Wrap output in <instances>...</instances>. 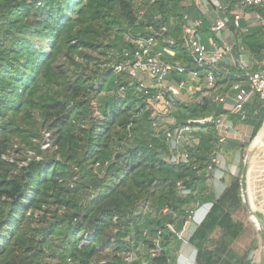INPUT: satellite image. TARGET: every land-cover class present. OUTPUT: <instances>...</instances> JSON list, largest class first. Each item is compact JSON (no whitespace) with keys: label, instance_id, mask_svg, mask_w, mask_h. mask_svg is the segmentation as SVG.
I'll use <instances>...</instances> for the list:
<instances>
[{"label":"trees","instance_id":"1","mask_svg":"<svg viewBox=\"0 0 264 264\" xmlns=\"http://www.w3.org/2000/svg\"><path fill=\"white\" fill-rule=\"evenodd\" d=\"M223 1L232 19L235 0ZM248 11L264 20V6ZM184 14L202 19L200 38L207 44L210 23L194 0H0V264H39L47 256L56 258L55 264H68V258L125 264L120 255L131 250L148 264H175L180 241L167 225L181 229L188 209L206 203L211 206L188 239L195 264H260L250 257L258 251L255 241L240 257L230 248L245 229L234 218L237 210L247 211L240 175L219 195L207 184L208 165L220 148L217 129L195 125L189 161L169 163L162 128L153 130L145 109L146 96L134 79L112 69L124 59L123 49L133 48L127 34L147 35L146 26L154 28L161 47L174 39L173 59L188 62L181 41ZM230 29L249 56L264 54V25L241 21ZM236 72L230 66L217 84L227 90L239 81ZM202 92L178 102L167 126L228 112ZM246 110L251 135L241 151L264 125V105L257 97ZM231 119L241 124L238 114ZM42 129L49 133L47 141ZM229 140L232 147L238 142ZM259 181L264 184V178ZM178 183L190 192L180 193ZM260 193L264 197L263 189ZM142 205L153 217L143 214ZM159 231L160 254L149 257Z\"/></svg>","mask_w":264,"mask_h":264},{"label":"built area","instance_id":"2","mask_svg":"<svg viewBox=\"0 0 264 264\" xmlns=\"http://www.w3.org/2000/svg\"><path fill=\"white\" fill-rule=\"evenodd\" d=\"M207 2L213 6V22L210 28L212 35L208 37L207 44L203 43L200 38L202 19L193 18L189 14L183 15L184 25L182 26L181 41L183 49L188 55V62L173 59L175 50L171 46L176 42L174 39H167L165 43L168 45L161 47L154 28L146 26L147 35L127 34L126 41L132 44L133 48H124L122 52L124 59L112 64L115 74L127 75L134 79L137 87L146 96L145 109L152 118V128L155 131L162 128V135L169 150L166 159L172 164L189 161L190 154L187 146L191 145L190 140L194 138V132L197 130L195 125H213L218 132L217 145L221 146L239 134L238 126L231 119L232 114H238L239 121L244 123L248 113L246 106L254 98L257 97L264 105V54L259 58H253L245 52L240 43H229L222 36L224 31L231 30V23L235 28H239L243 15L248 9L263 6L264 0H235V10L231 12L232 19L226 14L228 2L223 0H207ZM143 13V10L139 11L138 19ZM252 13L254 18L264 25V20H261L255 12ZM162 30L165 29L162 28ZM235 49L238 50L237 53H240L238 58L234 57ZM230 66L236 69V76L240 79L226 90L223 85L217 84V76L228 74ZM201 73H203V77L200 76ZM174 76H181V78L175 80ZM196 82L202 83L204 86L202 95L210 96L213 102L222 105V108L228 112L188 119L184 125L171 128L162 127L158 122L159 116L171 114L178 102H186L183 99L185 95L193 98L198 90V85L194 84ZM124 90L125 86L119 87L120 95H123ZM228 100H231V103H228ZM45 140L47 141V138ZM47 145V143L43 144L42 148ZM218 158L219 149L215 151L212 163L208 165L210 172L217 169ZM178 187L182 194L190 192L189 189L181 188L180 183H178ZM192 213L193 211L188 216V221L192 218ZM116 219L114 217V221ZM188 221L184 222L183 227L179 230L174 225H167L169 231L176 236L183 247L190 246L188 239L192 233L187 235L186 224ZM87 240L86 236L84 243ZM160 240L161 232L159 231L152 241L156 248L147 251L149 257L160 254ZM120 256L125 264H148V260L145 257L139 258L134 250ZM68 264L80 263L68 258Z\"/></svg>","mask_w":264,"mask_h":264},{"label":"rangeland","instance_id":"3","mask_svg":"<svg viewBox=\"0 0 264 264\" xmlns=\"http://www.w3.org/2000/svg\"><path fill=\"white\" fill-rule=\"evenodd\" d=\"M210 7L211 9L213 8L212 5H210ZM211 20L213 21V18ZM258 23L256 25H258ZM222 36L224 38V34H222ZM91 67L92 66H89V68ZM194 84L198 85L197 86L198 90L196 92L198 91L204 92V88H203L204 86L202 85V83L198 84L196 82ZM118 94L120 95L119 92ZM120 96H124V94ZM183 99L189 102V101H192L194 98L188 95H185ZM158 122L161 123L162 127H166L167 126L166 124L172 122V118L168 115L166 116V115L161 114L158 118ZM237 126H238L237 128H238L239 134H237L235 137H232L230 139L235 138V140L238 142L235 143V145L232 147L231 146L232 142L230 140H227L225 144L220 146L218 166L216 167L217 169H213L210 172L211 176L209 177L207 184L209 185L211 190L214 191L216 195H219L223 191L227 182L230 180L232 176L241 175L242 173H245L246 187L248 190L249 200L251 201V203L256 209H257L256 202L259 203L260 207L263 208V212H264V197H262L260 193V190L262 189L264 190V184H261V182L259 181L260 178H264V160H260L259 158L260 155L264 154V135L260 139L254 152L252 153L250 167L249 168L246 167V164H245V158L247 154L257 144L258 139L260 138L262 132L264 131V125L259 131L256 138L253 140V142L249 146L245 147L243 151L240 150L239 146L242 144L243 146H246V144L249 142L250 135H251V127L245 123H241ZM42 130H43L42 132L43 137L49 138V133L45 129H42ZM196 142H197L196 137L190 140L191 145H194ZM223 147L224 149L225 147H227L226 148L227 150L225 151ZM233 150L235 151L233 152ZM255 152L261 153L259 157L257 158L254 157ZM32 154H30L29 156H32ZM256 162H258L256 166L257 176L252 177L251 170ZM21 164H25V162ZM248 185H249V188H248ZM143 206L144 205L141 206V208H143L142 209L143 214L148 216L149 218L153 217L154 213L151 211L150 207L148 206L143 207ZM194 206L195 205L191 206L188 209V216L190 215L191 211L194 212V214L192 213L191 222L196 227L199 224V222L202 220L200 218L201 214L204 215L205 211L209 210L211 203H206L198 207L196 206L194 207ZM247 212H248V209L246 211L245 207H243L242 209L237 210L234 214L235 219H238L241 222H243L245 229H244V233L234 243L230 245V248L235 256L240 257L249 249V247L252 245V242L255 241L254 245L256 248L258 247V251L254 252V249H253V251L250 254V257L257 259L259 262L263 261V264H264V251H263L264 250V234H262L261 231L256 229V226L254 225V223L249 219L250 213L248 212L249 214L248 216ZM188 216L185 222L189 220ZM219 235H220V232L216 231L212 235V239L215 241L219 237ZM188 247L193 248L191 246H188ZM195 253L196 252L193 248L192 259H191L193 262H195ZM56 261H57L56 258L52 256H47L43 258V260L39 264H55Z\"/></svg>","mask_w":264,"mask_h":264},{"label":"crops","instance_id":"4","mask_svg":"<svg viewBox=\"0 0 264 264\" xmlns=\"http://www.w3.org/2000/svg\"><path fill=\"white\" fill-rule=\"evenodd\" d=\"M196 1L194 0L197 8L199 10H201L202 14H204L205 17L208 18V21H209L210 27H211L212 22H213L211 20L213 18L212 17L213 16V8L211 9V7H210L211 4L208 3L207 0H196ZM263 6H264V2H263ZM242 21H244L248 27L255 26L258 23L257 19L254 18V14L252 12H249V11H247L243 15ZM223 34H224L225 41H227L229 43H234V42L239 43V40L236 38L235 33L233 31L227 30V31H224ZM207 211H205L204 215L201 214V216H200L201 219L205 216ZM193 214H194V212H193ZM191 220H192V218L186 224V226L188 228V232H187L188 236L195 229V225L192 224ZM192 252H193V248H189L188 246L183 247L181 245V242H180V248L176 251V254H175V264H194V262L191 260L192 259Z\"/></svg>","mask_w":264,"mask_h":264},{"label":"bare ground","instance_id":"5","mask_svg":"<svg viewBox=\"0 0 264 264\" xmlns=\"http://www.w3.org/2000/svg\"><path fill=\"white\" fill-rule=\"evenodd\" d=\"M264 135V131L262 132L260 138L258 139L257 144L252 148L249 153L247 154L245 158V164L246 167H250L251 165V159H252V153L254 152L255 148L257 147L260 139ZM262 152V151H261ZM255 152L254 157L257 158L261 153ZM245 173H242L240 175V190H241V199L242 202L246 205L248 212L250 213L249 219L254 223L256 226V229L261 231L262 234H264V217L261 216L258 212V210L253 206L251 201L249 200L248 190L246 187V179H245ZM264 251V250H263ZM260 264H263V261H260Z\"/></svg>","mask_w":264,"mask_h":264}]
</instances>
